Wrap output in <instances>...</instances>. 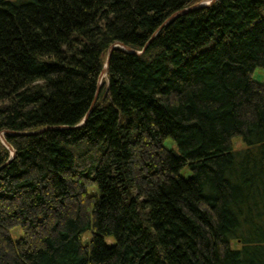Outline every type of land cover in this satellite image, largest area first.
<instances>
[{"label": "trees", "instance_id": "obj_1", "mask_svg": "<svg viewBox=\"0 0 264 264\" xmlns=\"http://www.w3.org/2000/svg\"><path fill=\"white\" fill-rule=\"evenodd\" d=\"M202 1L0 0V264H264V0Z\"/></svg>", "mask_w": 264, "mask_h": 264}, {"label": "water", "instance_id": "obj_2", "mask_svg": "<svg viewBox=\"0 0 264 264\" xmlns=\"http://www.w3.org/2000/svg\"><path fill=\"white\" fill-rule=\"evenodd\" d=\"M218 1H219V0H210V1H209V4H204V3H202V4H198V5L194 6V7H192V8H190V9H185V10H183V11H180V12H178V13L172 15V17H171V18L165 23V25L169 24L171 21H173L175 18H177V17H179V16H182V15L187 14V13H189V12H192V11H194V10H198V9H202V8H205V7H209V6L215 4V3L218 2ZM165 25H163V26H165ZM160 30H161V29H160ZM160 30H159V31H160ZM159 31H158V32H159ZM116 47H120L121 49H123V50H124L125 52H127V53L138 54V55H140V53H137L136 51H134V50H132V49H130V48H128V47L122 45V44H118V45H116V46L111 47L110 50H109V52H108V57H107L106 66H105V68H104V70H103V72H102V75H101V78H100V82H101L102 79L107 75L108 67H109V65H110V61H111V58H112L113 52H114V50H115ZM100 91H101V85L99 84V88H98V93H97V94H99ZM96 98H97V97H96ZM96 98H95V99H96ZM95 102H96V101H95ZM95 102L92 104V107H91L90 111H89L88 114L86 115V117H85L84 121L81 123V125L85 124V122H86L87 119L89 118L90 113L92 112L93 107H94V105H95ZM2 139H3L4 144H5V145H6L11 151H13V148H12V147H11L6 141H5V139H4L3 136H2Z\"/></svg>", "mask_w": 264, "mask_h": 264}, {"label": "rangeland", "instance_id": "obj_3", "mask_svg": "<svg viewBox=\"0 0 264 264\" xmlns=\"http://www.w3.org/2000/svg\"><path fill=\"white\" fill-rule=\"evenodd\" d=\"M209 1L210 0H203L200 4H202V3H204V4H209ZM255 78L258 80V81H260V82H263L264 81V69H257L256 70V73H255ZM107 81V75L105 76V78H103V80L99 83L100 85H101V91L100 92H102V86L104 85V83ZM1 140H2V142H3V139H2V137H1ZM235 144L237 145V146H240L241 147V140H239V139H237L236 141H235Z\"/></svg>", "mask_w": 264, "mask_h": 264}, {"label": "bare ground", "instance_id": "obj_4", "mask_svg": "<svg viewBox=\"0 0 264 264\" xmlns=\"http://www.w3.org/2000/svg\"><path fill=\"white\" fill-rule=\"evenodd\" d=\"M105 78V77H104ZM103 80V79H102ZM97 93H98V91H97ZM101 94V92H99V94H96V100H98V97H99V95ZM92 107V106H91ZM3 137H4V135H2ZM1 136V137H2ZM5 139V138H4ZM6 141V140H5ZM7 142V141H6ZM4 143V142H3ZM5 145V144H4ZM6 146V145H5ZM7 147V146H6ZM8 148V147H7ZM9 149V148H8ZM10 150V149H9ZM11 151V150H10ZM11 153H12V156H14V150L13 151H11Z\"/></svg>", "mask_w": 264, "mask_h": 264}]
</instances>
